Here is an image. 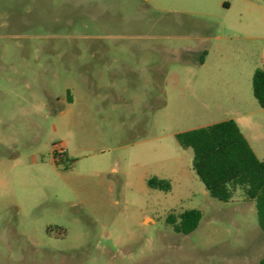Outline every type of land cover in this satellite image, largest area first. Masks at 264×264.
<instances>
[{
    "label": "rangeland",
    "instance_id": "1",
    "mask_svg": "<svg viewBox=\"0 0 264 264\" xmlns=\"http://www.w3.org/2000/svg\"><path fill=\"white\" fill-rule=\"evenodd\" d=\"M224 1L0 0V264L259 263L255 201L212 197L176 138L238 118L231 86L258 107L249 77L222 75L241 35L213 36L264 14ZM192 208L198 227L176 232Z\"/></svg>",
    "mask_w": 264,
    "mask_h": 264
},
{
    "label": "trees",
    "instance_id": "2",
    "mask_svg": "<svg viewBox=\"0 0 264 264\" xmlns=\"http://www.w3.org/2000/svg\"><path fill=\"white\" fill-rule=\"evenodd\" d=\"M253 94L264 108V70L257 68L252 78ZM184 148L193 150L192 168L208 193L222 201L232 199L240 187L246 200L255 201L258 220L264 230V160L260 159L248 139L233 119H225L206 126L176 134ZM149 186L169 190L166 179L153 177ZM202 218L197 208L187 209L179 217L170 215L168 221L178 233L194 231ZM258 264H264V256Z\"/></svg>",
    "mask_w": 264,
    "mask_h": 264
},
{
    "label": "crops",
    "instance_id": "3",
    "mask_svg": "<svg viewBox=\"0 0 264 264\" xmlns=\"http://www.w3.org/2000/svg\"><path fill=\"white\" fill-rule=\"evenodd\" d=\"M236 1L241 2L242 4V7L240 8L241 9L240 11L242 13L241 16H243L245 13L247 14L251 12H257L260 13V15L264 14V0H259L257 2L255 0H236ZM233 5L234 2L231 0H225L223 2V7L228 10L231 9ZM234 33L241 35L242 41H236L233 43H229L225 41V43H222V45H225L227 50L231 45H241L240 46L241 52H239L237 56H233V54L227 52L224 49L225 52H223V57L228 64H226V68L222 70L224 71L222 75L225 78L228 77L231 80H234L236 84L240 80H242V82L244 83L248 79V77L252 82V78L255 70L257 68H261L264 70V22L257 20L256 22L253 23V25H250L248 27L246 26L236 27L235 25H233V23H230L228 25V29L225 34H223L222 36L215 34L213 37L221 38L223 40H228L231 38V36ZM253 45H257V55L256 53H252L251 51L253 49ZM209 54H210V50L206 52L207 56ZM246 54H249V57H247ZM204 62L205 59L201 61L202 64ZM230 92H231V98L227 100V103L231 106V108H236L241 111L240 114H238V118L232 117L230 119L235 120L242 131L239 119L248 118L250 119L249 124H252L254 127L259 128V130H261L262 134L264 135V108L260 107L258 104V107L257 108L255 107V109H253L252 111L253 114L252 117H247L248 112H246V110L248 108L246 107L244 97L240 96L238 88H234L233 86H231ZM243 134L248 139L250 145L252 146L253 150L257 155V150L251 143L250 138L244 132ZM262 142L264 144V136H262Z\"/></svg>",
    "mask_w": 264,
    "mask_h": 264
}]
</instances>
